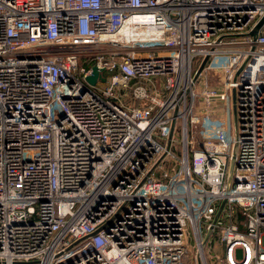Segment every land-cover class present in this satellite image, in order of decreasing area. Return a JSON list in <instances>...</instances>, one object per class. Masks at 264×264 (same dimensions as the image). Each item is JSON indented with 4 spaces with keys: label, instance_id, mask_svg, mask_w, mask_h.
<instances>
[{
    "label": "built area",
    "instance_id": "1",
    "mask_svg": "<svg viewBox=\"0 0 264 264\" xmlns=\"http://www.w3.org/2000/svg\"><path fill=\"white\" fill-rule=\"evenodd\" d=\"M263 18L0 0V264H264Z\"/></svg>",
    "mask_w": 264,
    "mask_h": 264
},
{
    "label": "water",
    "instance_id": "2",
    "mask_svg": "<svg viewBox=\"0 0 264 264\" xmlns=\"http://www.w3.org/2000/svg\"><path fill=\"white\" fill-rule=\"evenodd\" d=\"M263 27H264V18H263V19L260 21V23L258 24V26H257V28H256V31H255V34L258 33V31L261 30ZM205 64H206V61L204 62L202 68L205 66ZM112 74H113V73L105 72V73H103V75H100L99 70H98L96 67H94V68H93V74H92L90 77H87V78H86V81H87L90 85L95 86L98 80H100L101 82L105 83V82H106V78H107L108 76L112 75ZM232 169H233V166H232V168H231V174H232ZM231 174H230V177H231ZM220 212H221V210H220ZM220 212H219L218 216L220 215ZM210 235H211V232H210V234H208L207 237L205 238V241H204V244H203L204 247L206 246V244H207V242H208V239H209Z\"/></svg>",
    "mask_w": 264,
    "mask_h": 264
},
{
    "label": "rangeland",
    "instance_id": "3",
    "mask_svg": "<svg viewBox=\"0 0 264 264\" xmlns=\"http://www.w3.org/2000/svg\"><path fill=\"white\" fill-rule=\"evenodd\" d=\"M191 237H192V240L194 241L193 236H191ZM208 251H209V253L207 254V257L209 259V263L210 264H216L217 257L222 253L221 245L219 243L217 245L215 244L213 246V248L209 247ZM242 256H243L242 252L239 251L238 252V259H241Z\"/></svg>",
    "mask_w": 264,
    "mask_h": 264
},
{
    "label": "trees",
    "instance_id": "4",
    "mask_svg": "<svg viewBox=\"0 0 264 264\" xmlns=\"http://www.w3.org/2000/svg\"><path fill=\"white\" fill-rule=\"evenodd\" d=\"M210 242L212 246H214L215 244L216 245L218 244V233L217 232L211 237Z\"/></svg>",
    "mask_w": 264,
    "mask_h": 264
}]
</instances>
